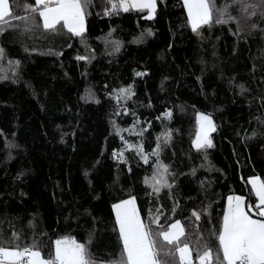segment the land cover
Wrapping results in <instances>:
<instances>
[{"label": "trees", "instance_id": "1", "mask_svg": "<svg viewBox=\"0 0 264 264\" xmlns=\"http://www.w3.org/2000/svg\"><path fill=\"white\" fill-rule=\"evenodd\" d=\"M109 7L89 0L82 35L26 30L10 18L18 27L0 32V239L16 232L21 246L36 241L49 258L54 241L71 236L99 262L121 257L112 205L131 195L154 233L182 222L198 264L197 236L218 252L225 197L242 195L248 210L256 201L248 178H264V15L257 9L238 34L231 21L198 39L182 0H158L151 19L137 9L106 15ZM128 85L131 97L117 101L115 90ZM198 111L216 126L203 150L192 146ZM158 136L172 188L155 193L145 179ZM122 149L123 160L113 154ZM157 245L167 247L160 237Z\"/></svg>", "mask_w": 264, "mask_h": 264}, {"label": "snow or ice", "instance_id": "2", "mask_svg": "<svg viewBox=\"0 0 264 264\" xmlns=\"http://www.w3.org/2000/svg\"><path fill=\"white\" fill-rule=\"evenodd\" d=\"M88 3L89 0H34V3L24 4L23 16H17L13 14L10 0H0V32H4L6 28L18 27L9 22L10 18L15 21L23 20L26 30H30L32 26H42L44 30L55 32L60 26L73 35H82L85 32V9ZM108 4L110 7L105 9L106 15L113 11L146 9L148 18L151 19L156 10V0H108ZM236 4H239V15L234 16L230 9ZM184 6L187 10V22L192 31L197 33L203 25L235 21L238 34L241 31V24L254 16L257 9H260L261 15H264V0H261L260 4L250 3L248 0H229V3L222 6H217L215 0H184ZM37 15L42 24L37 23ZM256 27V24H251V28ZM118 49L119 43L116 42L115 50ZM3 56L4 49L0 48V59ZM77 59L88 60V57L79 56ZM9 63L18 65L19 61ZM136 75L143 73L138 72ZM241 89L243 90L242 85ZM114 94L117 101L121 98L128 99L133 94L132 86L115 90ZM124 111L128 110L125 108ZM165 115L170 117L171 111H167ZM196 116L197 130L192 146L197 150L213 147L210 133L216 130V126L212 116L200 112ZM120 131L117 128V132ZM161 136L163 144L166 145L171 139V130L161 133ZM121 139L123 140L122 136ZM124 143L127 147H133L127 141ZM135 147L141 159L147 163L148 154L143 152V146ZM161 147L158 136L156 148L151 153L157 158L153 177L145 179V183L149 184L155 193H159L162 188H172V184L167 180L168 165L159 160ZM113 154L117 155L115 151ZM119 159H124L123 149L119 153ZM249 183L256 198L255 205L249 204L246 210L245 197L240 195L227 197V207L217 235L218 252L214 255L212 249L206 243L201 244L200 237L197 236L196 244L200 251L195 260L198 264H264V178L253 176L249 178ZM253 207L258 218H253V215L249 214ZM112 208L115 212L119 239L123 245L120 259L113 261L112 264H176V257L178 264H194L188 234L180 220L168 225L167 230L154 233L151 225L142 221L134 196L129 195L127 199L114 203ZM192 216L196 220L200 219V213L195 209L192 210ZM157 219L153 218L151 223H157ZM12 235V240L0 239V264H95L86 244L69 236L57 238L54 241V255L45 258L36 241L21 246L18 243L19 234L13 232ZM157 237L162 238L167 247L158 246ZM161 254L164 257H172V261L163 259Z\"/></svg>", "mask_w": 264, "mask_h": 264}, {"label": "rangeland", "instance_id": "3", "mask_svg": "<svg viewBox=\"0 0 264 264\" xmlns=\"http://www.w3.org/2000/svg\"><path fill=\"white\" fill-rule=\"evenodd\" d=\"M183 2V5H184V0H182ZM25 3H34V0H12V9H13V14L14 15H22L24 14V4ZM157 3H158V0H156V6H157ZM185 8V6H184ZM141 11H145L147 16H148V11L146 9L144 10H141ZM185 11H186V14H187V10L185 8ZM191 27V26H190ZM199 33V34H198ZM198 33L197 32H194V35L198 38V39H207V38H210V37H213L217 34L216 32V23L213 22L211 23L210 25H203L200 27V29L198 30ZM200 112V111H198ZM196 112V114L198 113ZM200 113H203V112H200ZM205 114V113H204ZM197 116L195 115V132H194V136H193V139L195 138V134H196V130H197ZM192 139V140H193ZM115 152L117 153V155L115 157H117L119 159V153H120V150H115ZM253 176H257V175H252L250 177H253ZM249 177V178H250ZM259 177V176H258ZM249 178H248V182H249ZM250 185V183H249ZM250 190L252 192V189H251V185H250ZM252 194L254 195V193L252 192ZM128 198V197H127ZM127 198H124V199H127ZM123 200V199H122ZM119 202V201H118ZM256 202V201H255ZM117 203V202H115ZM255 205V203H254ZM114 211V210H113ZM256 211V210H255ZM114 215H115V212H114ZM253 218H258V217H254ZM63 237V236H62ZM71 237V236H69ZM60 238V237H59ZM73 238V237H71ZM54 255V246H53V254ZM92 260L95 261V264H112L113 261H117L120 259V257L118 258H115V259H110L108 261H104V262H99L96 258H92Z\"/></svg>", "mask_w": 264, "mask_h": 264}, {"label": "crops", "instance_id": "4", "mask_svg": "<svg viewBox=\"0 0 264 264\" xmlns=\"http://www.w3.org/2000/svg\"><path fill=\"white\" fill-rule=\"evenodd\" d=\"M10 2L12 3V0H10ZM229 195H239V194H229ZM229 195H227V196L225 197L224 208H223V214H224V210H225V208L227 207V203H228V201H227V197H228ZM240 196H242V195H240ZM244 203H245V201H244ZM250 215H251V214H250ZM222 218H223V216H222Z\"/></svg>", "mask_w": 264, "mask_h": 264}, {"label": "water", "instance_id": "5", "mask_svg": "<svg viewBox=\"0 0 264 264\" xmlns=\"http://www.w3.org/2000/svg\"><path fill=\"white\" fill-rule=\"evenodd\" d=\"M250 214L253 215L254 217H257V216L255 215V210H254V209L250 211Z\"/></svg>", "mask_w": 264, "mask_h": 264}]
</instances>
